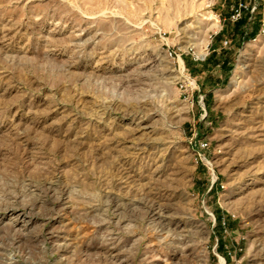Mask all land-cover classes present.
<instances>
[{"label":"rangeland","instance_id":"rangeland-1","mask_svg":"<svg viewBox=\"0 0 264 264\" xmlns=\"http://www.w3.org/2000/svg\"><path fill=\"white\" fill-rule=\"evenodd\" d=\"M263 91L264 0H0V264H264Z\"/></svg>","mask_w":264,"mask_h":264},{"label":"built area","instance_id":"built-area-1","mask_svg":"<svg viewBox=\"0 0 264 264\" xmlns=\"http://www.w3.org/2000/svg\"><path fill=\"white\" fill-rule=\"evenodd\" d=\"M244 9L248 10V6L244 3H241V2L238 3V5L236 7L232 8L233 13H232L231 17L236 21L239 20L242 17L241 15H242V11ZM253 9L254 8H252L251 11ZM227 43H228V41L225 40L224 44L226 45ZM175 54H176L175 52H172V51L169 52L170 57H174ZM205 56L206 55H204V57L201 59L199 57H196L195 59L196 60H204ZM178 58H181V54L178 55ZM179 89H180L181 93L183 94L184 98L190 102L191 106H193V102H194L193 93L197 89L196 80H194L190 75L183 76V78L180 79V81H179ZM196 103H198V105H199L200 116L205 119L207 117V111H206V107H205V103H204V95L203 94L197 95ZM207 147H208V143L201 140L199 143V149H205ZM222 223L225 224V221H223ZM224 264H225V259H224Z\"/></svg>","mask_w":264,"mask_h":264},{"label":"crops","instance_id":"crops-1","mask_svg":"<svg viewBox=\"0 0 264 264\" xmlns=\"http://www.w3.org/2000/svg\"><path fill=\"white\" fill-rule=\"evenodd\" d=\"M253 29V28H252ZM252 31V30H251ZM241 32H242V30H241ZM240 32V33H241ZM247 31H244V35H247ZM251 33V32H250ZM225 60H227V58L226 57H224L222 60H220V61H216L215 63H214V65H213V69H219L220 70V72H221V74L220 75H218V77H216V83H215V85H218V83L219 82H221V81H223L224 80V78L222 77L223 76V72H224V69L226 68V61ZM199 64H196L195 66H198ZM193 71H195L194 69H192ZM199 71H201V73H205V72H211V70H209V67H208V65H207V69H206V71L205 70H201V69H197V72H199ZM225 73V72H224Z\"/></svg>","mask_w":264,"mask_h":264},{"label":"trees","instance_id":"trees-1","mask_svg":"<svg viewBox=\"0 0 264 264\" xmlns=\"http://www.w3.org/2000/svg\"><path fill=\"white\" fill-rule=\"evenodd\" d=\"M243 20H244L243 17H241L239 20H237V24H238V29H237V31H238L239 33L241 32L240 26L242 25ZM256 31H257V28L255 27V28L252 29L251 34H252V35L255 34ZM217 219H218L219 223H221V216H220V215L217 216ZM218 248H220V250L223 252V249H224L223 244H221V245L218 244Z\"/></svg>","mask_w":264,"mask_h":264},{"label":"bare ground","instance_id":"bare-ground-1","mask_svg":"<svg viewBox=\"0 0 264 264\" xmlns=\"http://www.w3.org/2000/svg\"><path fill=\"white\" fill-rule=\"evenodd\" d=\"M209 13H210V12H209ZM214 17H216V16H214ZM206 18H207V17H206ZM213 19H214L213 17H211V18L209 17V18H208V20H213ZM217 20H218V19H217ZM217 20H215V22H216ZM216 26H217V25H216ZM179 64H180V72L183 73V72L185 71V66H184V64H183V60H182L181 58H179ZM263 92H264V91H263ZM263 92H262V93H263ZM257 121H258V120H257ZM132 126H133V125H132ZM138 126H139V125H138ZM138 126H137V127H138ZM261 126H262V124H261ZM140 127H141V126H140ZM146 127H147V126H146ZM148 127H149V126H148ZM142 128H143V127H142ZM239 128H240V127H239ZM242 132H243V131H242ZM261 134H263V133H261ZM259 135H260V134H259ZM248 139H249V138H248ZM221 262H222V264H223L224 259H222Z\"/></svg>","mask_w":264,"mask_h":264}]
</instances>
